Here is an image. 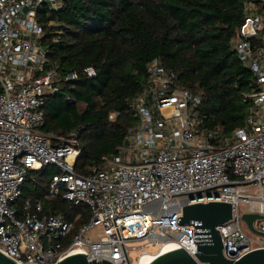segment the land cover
I'll use <instances>...</instances> for the list:
<instances>
[{
    "label": "built area",
    "instance_id": "1",
    "mask_svg": "<svg viewBox=\"0 0 264 264\" xmlns=\"http://www.w3.org/2000/svg\"><path fill=\"white\" fill-rule=\"evenodd\" d=\"M62 4L0 0V251L19 264H57L77 253H86L89 261L138 264L145 254L159 255L164 244H173L196 258L195 225L178 224L185 205L221 201L232 204V217L264 215V0L245 1L244 21L231 39L256 82L247 95L252 104L243 126L228 135L205 127L201 96L155 59L132 100L136 126L118 153L88 175L76 170L81 150L75 132L52 144L55 136L40 130L45 95L79 77L62 76L49 66L42 44L38 11L44 5L59 10ZM86 72L96 75L93 67ZM48 165L58 171L47 197L61 195L90 208L78 229L81 216L71 221L63 214L40 215L41 200H25L19 216L16 201L29 172ZM241 220L218 226L223 252L235 261L264 248V236L247 234ZM254 226L264 232V219ZM155 246V252L146 250Z\"/></svg>",
    "mask_w": 264,
    "mask_h": 264
},
{
    "label": "trees",
    "instance_id": "2",
    "mask_svg": "<svg viewBox=\"0 0 264 264\" xmlns=\"http://www.w3.org/2000/svg\"><path fill=\"white\" fill-rule=\"evenodd\" d=\"M245 1L63 0L59 10L42 6L38 22L49 66L62 76L77 72L79 77L45 95L40 130L55 136L52 144L77 134L80 174L103 167L136 126L132 100L148 79L149 64L159 59L184 88L201 96L204 126L232 133L244 125L252 104L247 95L256 87L231 46L244 21ZM89 67L95 76L87 75ZM57 171L48 165L29 172L16 201L19 216L25 200H41L40 215L63 214L71 221L81 216L78 229L88 221L90 208L61 195L47 197Z\"/></svg>",
    "mask_w": 264,
    "mask_h": 264
},
{
    "label": "water",
    "instance_id": "3",
    "mask_svg": "<svg viewBox=\"0 0 264 264\" xmlns=\"http://www.w3.org/2000/svg\"><path fill=\"white\" fill-rule=\"evenodd\" d=\"M232 216V204L227 202L211 201L185 205L182 217L178 218V224L195 225L194 237L198 244V251L194 252L196 258L184 248H175L160 253L149 264H264V248L255 249L236 261L225 256L223 240L218 226L228 222L231 218H242L251 232L264 236V232L259 231L254 226L256 220L264 219V215L246 212L242 217ZM0 264L19 263L0 251ZM57 264H111V262L105 259L103 261H96V259L89 261L86 253H77L66 257ZM128 264L131 263L128 261Z\"/></svg>",
    "mask_w": 264,
    "mask_h": 264
},
{
    "label": "bare ground",
    "instance_id": "4",
    "mask_svg": "<svg viewBox=\"0 0 264 264\" xmlns=\"http://www.w3.org/2000/svg\"><path fill=\"white\" fill-rule=\"evenodd\" d=\"M175 248L176 247L173 244H164L160 250L161 253H164ZM156 256L158 255L147 253L138 261V264H149L156 258Z\"/></svg>",
    "mask_w": 264,
    "mask_h": 264
},
{
    "label": "rangeland",
    "instance_id": "5",
    "mask_svg": "<svg viewBox=\"0 0 264 264\" xmlns=\"http://www.w3.org/2000/svg\"><path fill=\"white\" fill-rule=\"evenodd\" d=\"M263 190H264V185H263ZM240 223H241V227H242V229H243L247 234H249V235H251V236L256 235V234H254L253 232H251V231L248 229V226H247L246 222H245L243 219L241 220ZM99 230H100V229H99ZM158 247H159V246H155V247H147L146 250H147L148 252H155V251H157ZM130 255H131V258L134 260V263H135V262H136V257H137L136 253H135V252H131Z\"/></svg>",
    "mask_w": 264,
    "mask_h": 264
}]
</instances>
